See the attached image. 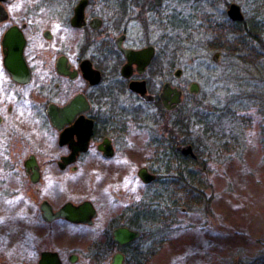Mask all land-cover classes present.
<instances>
[{
    "label": "flooded vegetation",
    "instance_id": "af4514ba",
    "mask_svg": "<svg viewBox=\"0 0 264 264\" xmlns=\"http://www.w3.org/2000/svg\"><path fill=\"white\" fill-rule=\"evenodd\" d=\"M0 6L6 15L0 22V264H81L80 231L93 227L98 216L91 201L80 199L81 171L135 168L142 185H153L158 178L153 169L167 164L159 162L155 145L177 143L168 139L169 126L177 122L169 115L180 110L184 95L172 85L180 77L174 75L171 35L175 26L190 23L191 15L183 0H3ZM12 29L25 41L27 82H16L4 66L1 42ZM144 50L147 56L125 53ZM139 82L152 101L129 89ZM165 84L181 92L180 104L169 111L159 99ZM123 97L129 103H122ZM136 102L156 107V118H144ZM235 120L238 124L237 118L225 119ZM143 168L156 176L153 182L139 179ZM86 201L96 212L91 225L63 214ZM137 204L129 219L108 225L90 246L104 248L110 238L117 249L109 264L116 253L123 264L127 252L134 255L141 237L136 223L148 220ZM173 213L157 227L162 234L174 224ZM117 228L140 236L119 246L112 237ZM158 235L149 237L155 249L164 242ZM259 245L263 253L252 264H264V241Z\"/></svg>",
    "mask_w": 264,
    "mask_h": 264
},
{
    "label": "rangeland",
    "instance_id": "374dc122",
    "mask_svg": "<svg viewBox=\"0 0 264 264\" xmlns=\"http://www.w3.org/2000/svg\"><path fill=\"white\" fill-rule=\"evenodd\" d=\"M183 1L191 22L175 26L171 36L176 46L175 69L182 72L172 85L183 90L184 98L180 110L169 116L182 125L177 139L190 141L192 144L186 145H191L199 161L205 163V173L199 178L206 180L203 204L210 199V211L178 210L173 213L175 222L170 231L164 234L153 229L149 219L136 223L141 237L133 247H139L145 256L147 250L153 251L147 264H252L263 253L259 243L264 241V0ZM230 4L240 7L245 24L257 25V45L250 44H254L258 59L207 49L214 39L205 31L206 21L212 25L227 22ZM215 52H220L217 62L212 61ZM252 59L255 61L250 65L245 62ZM191 83L198 85L196 95L188 92ZM127 99L123 97L122 103H129ZM136 104L142 106L144 118H156V107ZM199 111L210 114L202 125L194 116ZM234 118L238 124L236 120L234 124L225 121ZM203 125H209L211 132ZM148 156L144 149V159ZM158 168L153 172L160 178L163 170ZM136 171H81L80 199L91 201L98 214L93 227L80 231L81 264H93L89 259L91 244L101 240L108 225L129 219L138 202L151 209H166L168 187L159 182L144 186L136 179ZM143 213L148 217L145 209ZM157 234L164 241L159 249L150 245L149 238ZM126 255L134 263L130 253Z\"/></svg>",
    "mask_w": 264,
    "mask_h": 264
},
{
    "label": "trees",
    "instance_id": "16d2710c",
    "mask_svg": "<svg viewBox=\"0 0 264 264\" xmlns=\"http://www.w3.org/2000/svg\"><path fill=\"white\" fill-rule=\"evenodd\" d=\"M201 22L205 24L203 21ZM205 31L210 33L214 39V42L208 45L207 49L209 51L220 50L224 53V55H239L243 53L246 54V57L244 58H248L249 56L253 55V58L258 59L259 55L254 53V44L257 45L256 41L259 38V29L257 28L256 24L252 23L248 26L245 24V21L231 22L230 20H227L225 23L215 22V24L212 25L210 22L206 21ZM251 42L254 44L252 43L251 45ZM244 58L242 57L241 59L244 60ZM254 61L255 60L252 59L249 63V61L245 60V62L249 65ZM201 111L194 113V116L199 118L198 122L202 125L203 122L205 123V121H207L206 115L209 113L206 112L207 114L202 115V113H200ZM200 114L201 116H198ZM180 125L181 123L177 121L175 124H171L168 129L170 131L168 139H172L171 137L175 138L177 142L176 144L168 143L165 145L164 142H159V144L155 145V150L159 152L162 157L159 159V162H167V164L164 165L158 164V169L163 170V175L160 178H157L156 182H159L163 187H168V190L166 191L167 198L170 197V195H173L175 198L167 199L165 206L166 209L164 211V206L152 209L148 206L144 207L145 213L148 212V217L144 213L143 215L146 219H149L151 225H153V229L157 228L160 223V226L164 225L162 219H165V214L167 212H176L178 210L196 212L203 210L207 212L210 211V199L207 200V204H203L205 197L203 189L205 188L204 185L206 180L199 178V174H203V172L205 173L204 169L202 168L205 165L204 161L201 163L198 156H196L195 160L191 159L189 156L184 157L175 150V147L178 145L189 143L192 144L190 141L183 142L177 139V130H180L182 126ZM203 126L206 127L207 130H210V128H208L206 125ZM164 156L167 157L165 158L166 160L163 158ZM172 163H174V165H172ZM196 169H199L200 171H193ZM150 237L152 236L150 235ZM104 243V248L100 244H95V248L90 250L91 253L94 254L92 258L93 264H106L109 254L117 249L116 245L110 241V238H107ZM132 250L134 255L131 258L133 259L134 263H130L127 259L126 264H147L149 263L150 257L153 255V251L148 252L147 250V255L150 256H145L144 252L140 251L139 247H133ZM118 251L124 252L123 249H118Z\"/></svg>",
    "mask_w": 264,
    "mask_h": 264
},
{
    "label": "water",
    "instance_id": "95a60500",
    "mask_svg": "<svg viewBox=\"0 0 264 264\" xmlns=\"http://www.w3.org/2000/svg\"><path fill=\"white\" fill-rule=\"evenodd\" d=\"M3 0H0V2ZM226 15L232 22H243L244 17L241 9L236 4H230ZM6 19L5 12L0 6V22ZM25 41L22 34L15 29L9 30L2 39L1 46L4 52V66L12 78L16 82H27L29 80V72L26 68L24 58H23V48ZM147 51H140L137 53L127 52L126 56L142 57L145 56ZM147 56V55H146ZM220 53L216 52L212 56V61L217 62ZM181 70L175 71V77L179 78L181 76ZM129 89L137 93L146 102L153 100V97L148 95L146 92L145 84L143 82L131 83ZM188 92L196 95L198 93V85L196 83H191L188 88ZM159 99L161 101L162 107L169 111L176 108L181 102V92L177 89H172L168 84L162 87L161 93L159 94ZM177 151L184 157L189 156L191 159L195 160L196 155L193 152L191 145L179 146ZM138 177L144 184H149L156 179V176L147 172L146 169H140L138 171ZM70 215L71 220H77L81 224L91 225L92 220L96 217V212L92 207L90 202H82L78 208L69 209L64 208L63 214ZM140 234L136 231H131L127 228H117L113 231L112 237L114 242L119 246H124L130 242H133L139 238ZM110 264H123V255L116 253L112 256Z\"/></svg>",
    "mask_w": 264,
    "mask_h": 264
}]
</instances>
